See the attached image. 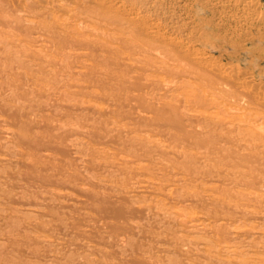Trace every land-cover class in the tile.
<instances>
[{"label": "bare ground", "instance_id": "bare-ground-1", "mask_svg": "<svg viewBox=\"0 0 264 264\" xmlns=\"http://www.w3.org/2000/svg\"><path fill=\"white\" fill-rule=\"evenodd\" d=\"M167 2L0 0V264H105L128 251L141 264H264V97L203 57L196 29L183 38L179 16V36L160 18L172 5L236 10L237 22L260 12L254 0ZM74 217L82 239L116 224L99 242L115 249L73 247ZM144 230L149 242L134 245ZM69 245L86 253L68 257Z\"/></svg>", "mask_w": 264, "mask_h": 264}, {"label": "rangeland", "instance_id": "rangeland-1", "mask_svg": "<svg viewBox=\"0 0 264 264\" xmlns=\"http://www.w3.org/2000/svg\"><path fill=\"white\" fill-rule=\"evenodd\" d=\"M166 1H168L167 3L169 4V5H172V4H170L172 1H173V3H174V1L175 0H166ZM255 1V3H256V5H255V8H252V9H256L255 11H253L254 13H256V11H257V13L258 12H260V13H258L259 14V16H257L258 14H256V17H259L257 20L256 19H253V20H250V21H248V22H242V21H239L238 20V22L236 21V19H234V16H237V19H239L240 18V16H238L240 13H236L237 11L236 10H228V12H226L225 14H223V19H222V17L221 16H219V15H213V13H211L209 10H206V9H203V8H201L200 6H198V5H192L191 7L192 8H190V10H188V12H187V10H182V8H179V7H176V6H168V4H166L167 6H168V11H167V13H166V15L164 14V15H160V18L162 17L163 19H164V21H166L165 22V24L167 23V26H165V27H167L168 29H171V30H173V28H171V27H173L174 25H176V22L178 23L177 25H178V27H179V25L181 26V27H183V29H185L184 30V32L182 33V32H180V33H178V34H180V35H182V37L183 38H185L186 37V35L188 34V30L189 31H191L190 30V28H194V29H196L197 31L198 30H203V31H198V33H197V31L196 30H194V31H196V35H195V37H199V39H202L201 41H195L194 42V48L197 50L198 49V51H200V53H201V50H202V53H204L202 56L203 57H205L207 60H209V62H211V64H214V65H222V66H224V67H228L229 66V68L231 67L232 69H234L235 71H241V76H247L248 78L247 79H249L250 81H251V83L254 85V88H255V90H254V88H253V95L255 94L256 96L253 98H251V94H250V98L254 101L255 100V98L257 99V98H261V97H264V0H254ZM178 3V2H177ZM185 4H187V3H185ZM166 6V7H167ZM174 7V8H173ZM200 7V8H199ZM172 8H173V10H172ZM177 10H176V9ZM198 8V9H197ZM203 9V10H202ZM173 12V14L172 13H170L171 11ZM176 11V12H175ZM183 11V12H182ZM188 13H186V12ZM191 11V12H190ZM202 11V12H201ZM169 12V13H168ZM177 12H182L181 14H179V13H177ZM198 12V13H197ZM235 12V13H234ZM178 14V15H176L175 17H174V15L175 14ZM184 13V14H183ZM191 13V14H190ZM194 13V14H193ZM195 13H197V14H195ZM170 14H172L171 16H172V18H171V16H170ZM186 14H187V16H186ZM190 14V15H189ZM199 14V15H198ZM212 14V15H211ZM231 14V15H230ZM196 15V16H195ZM226 17H225V16ZM228 15V16H227ZM255 15V14H254ZM165 16V17H164ZM170 16V17H169ZM179 16V17H178ZM184 16H186V17H189V18H187V19H185L184 18ZM192 16H194V17H192ZM198 16V17H197ZM200 16V17H199ZM233 16V18H231ZM262 18H261V17ZM169 17V18H168ZM178 17V18H177ZM182 17V18H181ZM202 17V18H201ZM166 18V19H165ZM172 20H171V19ZM174 18V19H173ZM177 18V19H176ZM179 18H181V20L179 19ZM191 18H194V23H195V25L193 26V27H191V25H193L192 23L191 24H189V26H187V27H189V28H185L186 27V23H188L187 21H189L190 20V22H192L191 21ZM197 18V19H196ZM221 18V19H220ZM229 18V19H228ZM261 18V21H259V19ZM170 19V20H169ZM175 19L177 20L176 22H175V24L173 25V26H171L173 23H174V21H175ZM184 19V20H183ZM227 19V20H226ZM167 20H168V22H167ZM174 20V21H173ZM180 20V21H179ZM223 20V21H222ZM163 21V22H164ZM169 21H172L171 23L169 22ZM182 21L184 22V24H185V27L182 25ZM203 21V22H202ZM214 21V22H213ZM252 21V22H251ZM196 22H201V23H196ZM218 22V25L220 24L221 26H219L220 27V29L218 28H216V27H218L215 23H217ZM221 22H224V23H226V25L223 23V25L221 24ZM243 24H242V23ZM168 23H170L169 25H168ZM207 24V25H206ZM211 24H213L212 26H211ZM214 24L216 25V26H214ZM177 25L175 26V27H177ZM225 25V26H224ZM223 26V27H222ZM196 27V28H195ZM201 28V29H200ZM224 28V29H223ZM167 29V30H168ZM187 29V30H186ZM205 29V30H204ZM171 30H168V32L170 33L171 32V36H174V34L176 33L174 30H173V33H172V31ZM221 30V31H220ZM214 32V33H213ZM199 33L201 34V35H199ZM178 34H175V36L177 35V36H179ZM199 36H198V35ZM204 38H206V39H204ZM181 37V38H182ZM207 40H208V43H207ZM206 41V42H205ZM196 43V44H195ZM204 43V44H203ZM210 58V59H209ZM233 66V67H232ZM239 68V69H238ZM243 72V73H242ZM246 73V74H245ZM257 88V89H256ZM234 92H237V91H234ZM252 92V91H251ZM255 92V93H254ZM238 93V92H237ZM237 93H235V94H237ZM262 95V96H261ZM259 96H261V97H259ZM250 99V100H251ZM263 110H264V107H263ZM262 127V130H263V132H264V124H263V126H261ZM260 128V127H259ZM259 132H262L261 130H259ZM262 132V133H263ZM66 141H67V139H65ZM259 147V146H258ZM260 148V150H262L263 148L262 147H259ZM264 150V149H263ZM56 158H57V156H56ZM5 166V168L6 169H8L7 168V165H4ZM19 167H21L20 165H19ZM18 167V168H19ZM1 168H3V170L5 169L4 167H0V169ZM24 168V167H23ZM23 168H21V169H23ZM1 171V170H0ZM24 183H28L29 181L28 180H26V182L25 181H23ZM21 183V182H20ZM24 183H21V184H24ZM25 185V184H24ZM221 186H223V184H220ZM41 189H43L44 190V188H41ZM40 189V190H41ZM42 190V191H43ZM72 192L71 193H73V194H75L76 193V195H74L75 197H82V198H80L81 200L82 199H84L85 197H83V196H81L77 191H75V193L73 192V190H71ZM102 191V190H101ZM105 191V190H104ZM104 191H102V192H104ZM106 192V191H105ZM35 193V192H34ZM34 193H32V195L31 196H33V194ZM78 193V194H77ZM107 194H109L110 192H106ZM105 193V194H106ZM86 199V198H85ZM84 199V200H85ZM134 199V198H133ZM132 199V200H133ZM134 200H136V199H134ZM139 199L137 198V202H140V201H138ZM86 202L88 203L89 201H84V204H86ZM112 202L113 201H111V204H112ZM130 202H132L131 200H130ZM114 203V202H113ZM117 204H121V203H119V202H116ZM83 204V205H84ZM89 204V203H88ZM88 204H86V205H88ZM116 204V205H117ZM124 204V203H123ZM126 204H128V203H126ZM78 205V206H77ZM83 205H81V206H83ZM108 205H110V203L108 204ZM75 206H77L76 207V210L78 209L79 210V204H76ZM122 206V205H121ZM84 207V206H83ZM70 208H72V207H70ZM70 208H68V210L70 209ZM66 209V208H65ZM73 210L75 209V208H72ZM72 209H70V210H72ZM55 210V208H53V211ZM59 210H62V209H59ZM68 210H64V211H68ZM81 211L83 210L82 209V207H81V209H80ZM79 210V211H80ZM56 212H58L59 214H61L60 213V211H56ZM136 216H138V213L137 214H135ZM134 215V216H135ZM48 218V217H47ZM123 218V217H122ZM78 218H76V217H74V220L73 219H70L71 221H69L70 223H68V221L66 222V224H65V226L67 227L66 229H68V230H65V232H67V231H69L70 233L69 234H71V235H73L72 234V232H71V230L73 231V228H77L78 226L81 228L82 227V224H83V221L82 220H77ZM109 219V218H108ZM107 218L105 219V220H107L106 221V223H110L111 221L114 223V221L116 220V218L114 219V221L111 219H109L108 220ZM118 219H120V221H121V223H125L126 225L128 224V222L130 221H123L121 218H118L117 217V220ZM73 220V221H72ZM126 220V219H125ZM128 220V219H127ZM133 220H137V219H133ZM119 221V222H120ZM123 221V222H122ZM111 222V223H112ZM115 222H118V221H115ZM118 222V224L120 225V227L119 228H121L122 227V225L120 224ZM103 223V222H102ZM130 223V222H129ZM99 224V223H98ZM117 224V225H118ZM100 225V224H99ZM103 225V224H102ZM112 225H114V224H111V225H108L107 224V226H104V229L102 228V229H100V230H97L96 232L94 231L92 234H90V235H88L87 236V238H86V236H84V238L85 239H82L83 238V236L82 237H78V236H74L73 235V237H74V239H73V237H72V239L70 238V236H69V234H67L66 236H64V231L61 229V228H58V229H52L51 231H50V233H52L53 235H58L59 237L61 236V235H63L64 236V238L65 237H67V238H70V239H67V238H65V239H67V240H70V242H71V240H72V245H73V243L75 244L76 242H74V241H78V244H80L81 242H89V243H93L94 242V244L96 243L95 241L97 240V242L99 243V242H102L101 241V239L102 240H104L103 239V236L105 237V236H107V233H105L107 230L108 231H112L113 233H114V231L113 230H115V229H112V228H116L115 227V225H114V227H112V228H108L107 229V227L109 226V227H111ZM78 227V228H79ZM106 227V228H105ZM123 227H125V226H123ZM83 228V227H82ZM154 228V227H153ZM153 228H152V231H153ZM148 229V228H147ZM36 230V229H35ZM75 230V229H74ZM102 230H104V232L102 231ZM150 230V229H149ZM37 231H39V230H37ZM107 231V232H108ZM148 230H144V231H142L141 233H138V234H136V235H132L131 237H129V234L127 235L132 241H133V244L134 245H136V244H138V242H141V243H139V244H145V242L146 241H148V239L146 240V236H148V235H145L146 233H149V232H147ZM110 232H108L109 234H110ZM111 232V233H112ZM144 232H146L144 235L142 234V233H144ZM112 233V234H113ZM152 233V232H151ZM106 234V235H105ZM139 234H142V238H140L141 236L139 235ZM101 235H103V236H101ZM131 235V234H130ZM139 235V236H138ZM62 236V237H63ZM99 236H101V237H99ZM134 236V237H133ZM150 236V235H149ZM148 236V237H149ZM127 237V238H128ZM138 239H137V238ZM144 237H146V238H144ZM76 238V239H75ZM106 238V237H105ZM129 238L127 239V240H129ZM144 238V239H143ZM81 239V240H80ZM87 239V240H86ZM100 239V240H99ZM145 240V241H143V240ZM150 240H152V238H149ZM79 240H80V243H79ZM88 240H91V241H88ZM107 240H110V239H107ZM140 240V241H139ZM105 241V240H104ZM105 242H110V241H105ZM143 242V243H142ZM149 242V241H148ZM70 243V244H71ZM153 243H155V242H152L151 243V245L153 244ZM100 245L102 244V243H99ZM105 244V243H104ZM104 244H102L101 245V247L103 248V249H105L106 248V250L107 251H112V250H114L115 249V247H106ZM148 244H150V243H148ZM11 245V244H10ZM72 245H69L70 246V250L68 249L69 248V246H68V248L66 249V251L67 252H69L68 253V255L70 254V251L72 252V251H74V252H77L78 251V253H73V255H74V257H75V254H76V256H78V255H80V254H84V253H86V252H82V251H80L79 250V248H78V246H77V249H72L73 247H75L74 245H73V247H72ZM75 245H77V244H75ZM153 245H155V244H153ZM9 246V243L7 244V247ZM145 246V245H144ZM146 246H147V243H146ZM148 246H150V245H148ZM154 248H153V250H152V252H154ZM137 251V250H136ZM81 252V253H80ZM134 252H135V250H134ZM139 252V251H138ZM21 253H22V255H23V258H21ZM20 253V255H18L17 256V258H18V260H20V258H21V261H23L22 259H24V258H26L27 256H24V254H23V252H21ZM25 253V252H24ZM125 253H127V252H125ZM124 252H123V254H115V255H117V256H113V254H111V257H110V255L109 256H107L106 258H108L107 260H105V264H141V263H139L140 262V259H138V258H140L139 256H137L136 255V259L134 260L133 259V256L135 255H132L131 253L132 252H129L128 251V253H130V255L127 253V254H125ZM136 253V252H135ZM155 253V255H156V252H154ZM67 254V253H66ZM27 255V254H26ZM73 255H71V256H73ZM138 255H140V253H138ZM174 255H177V254H174ZM29 254H28V258H29ZM14 257V256H13ZM20 257V258H19ZM68 257H70V255L68 256ZM89 258H91V257H94V255H90V256H88ZM100 257V256H99ZM98 257V259H100ZM16 258V259H17ZM154 258V257H153ZM180 258V257H179ZM31 259V258H30ZM103 259V258H102ZM183 259V258H182ZM29 260V259H28ZM33 260V259H32ZM133 260H134V262H133ZM184 260V259H183ZM26 261H27V258H26ZM63 261V260H62ZM108 262V263H107ZM184 262H185V260H184ZM50 263V262H49ZM49 263H47L46 262V264H49ZM51 264V263H50Z\"/></svg>", "mask_w": 264, "mask_h": 264}]
</instances>
